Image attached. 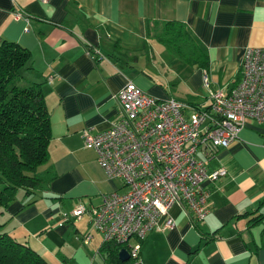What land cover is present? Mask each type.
<instances>
[{"label":"crops","instance_id":"1","mask_svg":"<svg viewBox=\"0 0 264 264\" xmlns=\"http://www.w3.org/2000/svg\"><path fill=\"white\" fill-rule=\"evenodd\" d=\"M168 22L184 27L206 57L203 67L158 40ZM1 42L28 54L18 75L40 91L49 140L46 161L35 169L38 190L18 191L0 208V233L46 264H114L100 254L102 238L87 214L66 220L77 206L97 207L120 188L83 147L81 132L99 133L117 120L114 96L127 82L154 98L195 105L204 103L203 73L212 88H231L244 49L264 48V0H0ZM158 62L177 73L158 72ZM197 157L207 171L226 172L205 185L206 214L198 220L171 206L159 226L168 218L172 229L147 233L138 262L264 264V124L248 120L227 148Z\"/></svg>","mask_w":264,"mask_h":264},{"label":"built area","instance_id":"2","mask_svg":"<svg viewBox=\"0 0 264 264\" xmlns=\"http://www.w3.org/2000/svg\"><path fill=\"white\" fill-rule=\"evenodd\" d=\"M201 84L204 103L195 105L154 98L127 82L114 96L117 120L102 132H81L83 147L94 152L105 178L120 188L103 194L97 207L77 206L66 219L87 214L102 242L126 250L129 264H140L139 245L147 233L172 229L168 218L159 226L171 206L198 220L206 214L210 190L205 185L226 172L207 171L197 155L209 160L227 148L248 120L264 124V48L244 49L239 80L231 88H212L206 73Z\"/></svg>","mask_w":264,"mask_h":264},{"label":"trees","instance_id":"3","mask_svg":"<svg viewBox=\"0 0 264 264\" xmlns=\"http://www.w3.org/2000/svg\"><path fill=\"white\" fill-rule=\"evenodd\" d=\"M163 25L158 40L166 49L203 67L206 57L184 27L177 22ZM27 59V52L17 45L0 43V208H5L18 191L26 194L38 190L41 179L35 169L47 158L49 123L40 91L34 84L20 83L18 75ZM105 243L99 250L103 259L120 264L116 259L120 246ZM0 264L46 262L25 243L0 233Z\"/></svg>","mask_w":264,"mask_h":264},{"label":"rangeland","instance_id":"4","mask_svg":"<svg viewBox=\"0 0 264 264\" xmlns=\"http://www.w3.org/2000/svg\"><path fill=\"white\" fill-rule=\"evenodd\" d=\"M156 44V43H155ZM155 46H158L157 48H160V50H162V52H163V54H167V53H165V51H164V49L160 46V45H158V44H156ZM159 61V60H158ZM158 66H159V69H158V72H161L162 70H163V72H167V75H168V77H170L171 75H174V74H176L177 72H175L174 70H172V69H168L167 71L165 70V68L164 67H161V64L158 62ZM157 71H155L153 74H152V77L154 78V79H156L157 81H159V83H161V84H163V76L160 74V73H158ZM202 128V127H201ZM197 155V154H196ZM115 183H116V185H118V181H114ZM101 236V235H100ZM134 243V239L133 238H130L129 240H128V242H127V244L128 245H132Z\"/></svg>","mask_w":264,"mask_h":264},{"label":"water","instance_id":"5","mask_svg":"<svg viewBox=\"0 0 264 264\" xmlns=\"http://www.w3.org/2000/svg\"><path fill=\"white\" fill-rule=\"evenodd\" d=\"M117 258H118V261L120 262H125L128 260V254L126 252V250L124 248H120L118 253H117Z\"/></svg>","mask_w":264,"mask_h":264},{"label":"bare ground","instance_id":"6","mask_svg":"<svg viewBox=\"0 0 264 264\" xmlns=\"http://www.w3.org/2000/svg\"><path fill=\"white\" fill-rule=\"evenodd\" d=\"M106 244V243H105Z\"/></svg>","mask_w":264,"mask_h":264}]
</instances>
